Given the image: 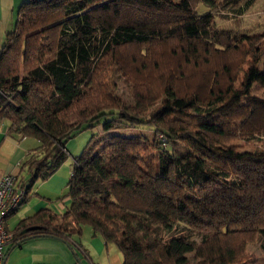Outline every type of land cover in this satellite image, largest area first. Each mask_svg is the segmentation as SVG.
Instances as JSON below:
<instances>
[{
    "label": "trees",
    "instance_id": "trees-1",
    "mask_svg": "<svg viewBox=\"0 0 264 264\" xmlns=\"http://www.w3.org/2000/svg\"><path fill=\"white\" fill-rule=\"evenodd\" d=\"M258 1L23 2L0 52V117L40 143L23 165L28 191L68 161L78 134L102 126L110 135L74 157L67 212L20 221L16 246L68 243L90 227L124 264H247L251 244L264 255V146L233 143L241 133L264 143V126L246 130L264 116V40L214 28ZM153 124L164 147L125 134Z\"/></svg>",
    "mask_w": 264,
    "mask_h": 264
},
{
    "label": "crops",
    "instance_id": "crops-1",
    "mask_svg": "<svg viewBox=\"0 0 264 264\" xmlns=\"http://www.w3.org/2000/svg\"><path fill=\"white\" fill-rule=\"evenodd\" d=\"M24 1L0 0V52L7 43V34L15 27L19 8ZM10 127L11 123L0 117V177L12 174L24 180L27 171L23 170V165L37 152L40 143L33 138L22 139L13 134ZM67 202L70 204L69 200L63 199L55 213L64 214ZM35 206L22 220L42 210H51L44 202ZM68 241L74 246L81 263H78L67 242L54 237H39L26 240L20 246H16V243L10 245L6 250V264H124L117 246L107 245L101 236L94 235L90 227H84L82 236H73Z\"/></svg>",
    "mask_w": 264,
    "mask_h": 264
},
{
    "label": "rangeland",
    "instance_id": "rangeland-1",
    "mask_svg": "<svg viewBox=\"0 0 264 264\" xmlns=\"http://www.w3.org/2000/svg\"><path fill=\"white\" fill-rule=\"evenodd\" d=\"M207 9L205 7L200 8V12H206ZM214 28L220 32H231L233 34H238L240 36H249L256 37L254 39L264 40V0H259L258 3L242 18L237 20H227L216 17L214 22ZM258 40V41H259ZM126 53H130V51H126ZM153 56L159 58L164 63H168L170 67H172L173 62L171 56L168 57H159L158 54H154ZM201 78H197L194 85H187L186 87L196 88L199 85ZM154 82V81H153ZM154 86H159L160 82L157 81ZM153 88L155 89V87ZM118 95L127 103L128 105H134V102L131 97V93L124 84L123 81H118L117 88ZM257 96L264 98V91L257 92ZM264 126V116L260 115L253 120V123L246 130L253 131L256 134L259 132L258 128ZM157 128L154 126H139L134 130L125 131L126 135H138L145 136L149 139L150 142L153 141V144L158 142L162 144L164 147L165 139L161 132L156 131ZM245 131V130H243ZM109 133L105 132L103 127H97L93 130L84 131L73 140L69 141L66 145V151L69 154V159L66 163L62 165V167L47 181H38L34 184L27 203L21 207V209L16 212L8 221L9 227L11 231H15L19 222L26 216H28L27 212L32 210L33 207L38 203L44 202L50 209L55 213L58 212L57 205L62 202L63 199L68 195L69 191L67 185L72 177L73 172V163L74 157L79 156L83 150L87 147L89 142L91 141L93 136L97 138H103ZM264 140V138H263ZM233 143L237 146H240L241 149L244 150H253L255 147H262L264 143L259 140H247L241 133V135L237 138V140L233 141ZM167 150L172 151L170 145H167ZM24 181L28 183L30 180V176L28 174L25 175ZM68 200V199H67ZM67 209L70 207V204L67 202ZM67 210L64 212V214ZM32 213V212H30ZM248 253L251 257V260L247 264H264V255L258 244H251L248 247Z\"/></svg>",
    "mask_w": 264,
    "mask_h": 264
},
{
    "label": "built area",
    "instance_id": "built-area-1",
    "mask_svg": "<svg viewBox=\"0 0 264 264\" xmlns=\"http://www.w3.org/2000/svg\"><path fill=\"white\" fill-rule=\"evenodd\" d=\"M29 194L27 183L17 175L0 177V264H4L7 248L19 240L8 221L27 202Z\"/></svg>",
    "mask_w": 264,
    "mask_h": 264
},
{
    "label": "water",
    "instance_id": "water-1",
    "mask_svg": "<svg viewBox=\"0 0 264 264\" xmlns=\"http://www.w3.org/2000/svg\"><path fill=\"white\" fill-rule=\"evenodd\" d=\"M6 262H7V256H6V259H5V261H4V264H6Z\"/></svg>",
    "mask_w": 264,
    "mask_h": 264
}]
</instances>
